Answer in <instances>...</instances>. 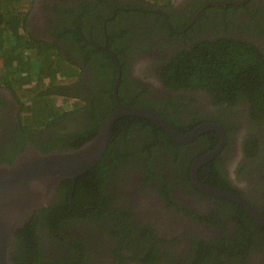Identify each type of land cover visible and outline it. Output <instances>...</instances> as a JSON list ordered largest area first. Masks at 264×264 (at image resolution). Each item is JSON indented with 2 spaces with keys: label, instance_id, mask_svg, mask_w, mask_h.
Wrapping results in <instances>:
<instances>
[{
  "label": "flooded vegetation",
  "instance_id": "obj_1",
  "mask_svg": "<svg viewBox=\"0 0 264 264\" xmlns=\"http://www.w3.org/2000/svg\"><path fill=\"white\" fill-rule=\"evenodd\" d=\"M149 1L32 0L21 6L26 16L20 32L25 29L71 63L72 70L58 76L65 82L52 92L70 95L77 110L50 128L25 132L14 87L0 80V164H11L28 145L41 151L43 143L93 124V107L101 113L108 102L111 72L108 66L102 70L99 52H107L106 45L120 64V79L127 70L125 99L139 96L145 109L181 135L200 127L218 130H202L182 143L165 132L168 142L127 128L115 134L112 128L108 157L125 156L120 166L110 162L101 186L84 181L81 193L69 200L65 190L56 189L50 205H59L57 218L65 217L61 229L51 230L56 217L40 212L31 233H15L11 264H65L67 259L74 264H264V224L213 193L241 197L264 218V110L256 116L242 94L230 106L215 103L202 89L172 90L159 76L171 58L204 40H238L264 58V0ZM209 154L212 158L198 163ZM72 199L91 204L75 211L97 207L100 218H66ZM23 239L33 252L28 258Z\"/></svg>",
  "mask_w": 264,
  "mask_h": 264
},
{
  "label": "trees",
  "instance_id": "obj_2",
  "mask_svg": "<svg viewBox=\"0 0 264 264\" xmlns=\"http://www.w3.org/2000/svg\"><path fill=\"white\" fill-rule=\"evenodd\" d=\"M26 2L30 4L32 0L2 1V16L4 20H2L0 28V80L8 82L11 84L10 87H14L13 90L18 98L17 100L23 106L20 115L21 125L23 126V131L28 132L50 128L57 121L67 119L75 113L77 107L73 106L74 104L70 95H67L65 92H52V88L59 86L61 81H65L61 79V74L72 70L71 63L56 50L52 49L51 46L49 47L47 44H42L43 42L39 43L32 39L25 29L20 32L26 14L23 10L19 9ZM81 40L78 39V41ZM119 50L123 53L121 48ZM99 52L105 60V62L101 63L102 70H106L108 66L111 72L110 87L107 90L108 102H103L106 105L105 110L99 113L93 107L94 120L91 126L83 128L80 132L70 133L63 140H61L62 138H58L55 142L50 140L43 143L41 145L42 152L81 146L95 136L102 120L116 108L112 97V85L117 73L116 64L107 52ZM116 53L119 56L117 50ZM1 64L3 73L1 71ZM30 64L33 67L29 68ZM123 66L125 69V65ZM126 74L127 70H124L117 90L119 101L123 105L146 108L147 105L139 96L128 99L123 97L121 88L126 81ZM60 75L61 77H58ZM159 76L163 84L172 90L183 91L187 88L202 89L213 98L215 103L230 106L235 104L240 94H242V98L247 99L252 105L251 110L256 116L264 110V58L253 46L238 40L216 38L197 42L190 50L178 54L163 65L160 68ZM22 84L24 89L22 88ZM112 128V132H115V134L118 133L119 129H121L122 134L127 128L128 131L126 132L128 133H150L152 138L159 139L165 137L167 142L169 139L156 124L136 116L121 117L114 123ZM59 140L63 143L62 147L58 144ZM110 144L108 145V149ZM124 159L125 156L109 159L108 150H106L102 160L87 173L77 177L74 184L72 181L64 180L56 189L65 190L67 192V200H69V196L81 193L78 192V189L84 181L90 182L92 187L96 185L99 187L103 182L102 175H105L104 171L109 168V163L111 162V164H116V167H119L120 160ZM91 190H95V193H97L96 188ZM102 203V208L108 209L106 204ZM78 207L90 208L91 204L84 202L83 205H80L76 200L72 199V207H68L67 213L69 215L66 218L73 216L76 218L78 215H81L82 219L90 217L100 218L97 207L87 209L86 211L82 210V212L75 211V208ZM62 209L63 207H61ZM58 210L59 205L58 207L49 205L46 208L36 210L30 217V221L17 231L16 236H21L22 231L31 233L30 227H32L33 218L40 214V212L46 213L49 218L54 219V217L57 218ZM56 218L49 224L51 230L56 228L61 229L59 222L65 217ZM67 236L70 237V233ZM29 245L30 242H26L23 239L22 252L23 254L27 253V256L24 258H28L30 254L33 255V252L28 253ZM213 255L216 256L215 254ZM65 264L74 263L72 260L67 259Z\"/></svg>",
  "mask_w": 264,
  "mask_h": 264
},
{
  "label": "water",
  "instance_id": "obj_3",
  "mask_svg": "<svg viewBox=\"0 0 264 264\" xmlns=\"http://www.w3.org/2000/svg\"><path fill=\"white\" fill-rule=\"evenodd\" d=\"M105 48L116 62L118 70L112 91L116 108L102 120L95 136L79 147L49 152H41L28 145L11 164H0V264H11L10 246L15 233L29 222L36 210L53 203L52 197L59 184L64 180L74 184L77 177L87 173L102 160L108 148L112 127L121 117L136 116L151 121L171 139L182 143L193 140L202 130H218L213 126L200 127L192 133L181 135L152 110L123 105L117 96L121 67L108 45ZM212 156L209 154L198 163L207 161ZM213 193L239 204L249 211L254 220L264 224V218L243 198L227 192Z\"/></svg>",
  "mask_w": 264,
  "mask_h": 264
},
{
  "label": "rangeland",
  "instance_id": "obj_4",
  "mask_svg": "<svg viewBox=\"0 0 264 264\" xmlns=\"http://www.w3.org/2000/svg\"><path fill=\"white\" fill-rule=\"evenodd\" d=\"M150 3H153V1L151 0V1H149ZM31 66L33 67V65L32 64H30V66H29V68H31ZM1 71H2V73H3V67H2V64H1ZM65 82V81H64ZM72 101H73V103L75 104V103H77V101H75V100H73L72 99ZM72 103V102H71Z\"/></svg>",
  "mask_w": 264,
  "mask_h": 264
}]
</instances>
